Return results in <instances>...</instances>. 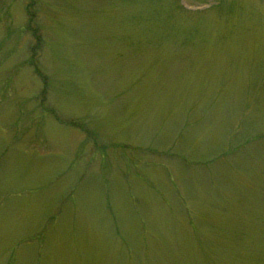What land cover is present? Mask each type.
Wrapping results in <instances>:
<instances>
[{
    "label": "rangeland",
    "instance_id": "obj_1",
    "mask_svg": "<svg viewBox=\"0 0 264 264\" xmlns=\"http://www.w3.org/2000/svg\"><path fill=\"white\" fill-rule=\"evenodd\" d=\"M0 264H264V0H0Z\"/></svg>",
    "mask_w": 264,
    "mask_h": 264
},
{
    "label": "trees",
    "instance_id": "obj_2",
    "mask_svg": "<svg viewBox=\"0 0 264 264\" xmlns=\"http://www.w3.org/2000/svg\"><path fill=\"white\" fill-rule=\"evenodd\" d=\"M34 49H35V47L33 46L32 49H31V51H32V50L34 51Z\"/></svg>",
    "mask_w": 264,
    "mask_h": 264
}]
</instances>
